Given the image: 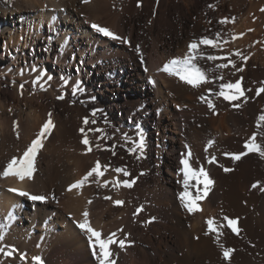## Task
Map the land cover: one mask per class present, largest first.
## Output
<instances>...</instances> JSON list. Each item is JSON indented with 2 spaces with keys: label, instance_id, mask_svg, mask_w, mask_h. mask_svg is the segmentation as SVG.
I'll return each mask as SVG.
<instances>
[{
  "label": "bare ground",
  "instance_id": "obj_1",
  "mask_svg": "<svg viewBox=\"0 0 264 264\" xmlns=\"http://www.w3.org/2000/svg\"><path fill=\"white\" fill-rule=\"evenodd\" d=\"M262 9L264 0H0V171L22 155L49 114L54 125L32 179L0 177V264H34L37 256L43 264H98L77 226L85 211L102 238L115 233L125 241L123 249L110 246L115 264H264V158L230 155L246 152L254 133L264 147V122L258 127L264 92L257 95L264 88ZM202 38L220 45L200 48L205 56L222 57L197 61L210 83L193 88L158 71ZM229 60L235 68H216ZM45 72L52 79L43 76L42 90L33 81ZM237 81L244 91L239 100L216 96L222 83ZM76 82L85 91L73 96ZM123 90L128 95L117 98ZM97 128L102 131H89ZM141 134L142 156L134 143ZM189 150L190 165L203 166L214 181L194 213L178 195L180 160ZM97 161L103 175L69 190ZM115 180L135 183L116 187ZM12 188L48 199L32 201ZM224 217L237 221L239 235ZM209 219L221 233L219 243ZM221 245L234 249L230 260Z\"/></svg>",
  "mask_w": 264,
  "mask_h": 264
},
{
  "label": "snow or ice",
  "instance_id": "obj_2",
  "mask_svg": "<svg viewBox=\"0 0 264 264\" xmlns=\"http://www.w3.org/2000/svg\"><path fill=\"white\" fill-rule=\"evenodd\" d=\"M85 3L88 2V0H84ZM209 7H212V5H209ZM264 10V9H262ZM234 21V18H233ZM221 23H225L226 20L220 21ZM92 28L95 29L96 32L102 34L105 37H109L112 40H119L121 43H127L126 38H123L116 33L112 32L108 28L102 27L97 24H92ZM218 35V34H217ZM201 45H207L211 46L212 48H219L220 45L217 43L216 40L209 39V38H202L199 41L193 40L188 46L187 51L184 53L183 56H177L174 58L169 59L166 63L163 64V66L158 69V71L166 73L169 76L178 77L181 81L184 83L192 86L193 88H198L203 84L210 83L211 81L208 79L207 73L199 66L198 60H204L207 59L208 61H216L218 59H222V57H218L216 55H207L205 56L204 52L200 50ZM137 51H139V48L137 47ZM239 55V53H237ZM141 62H143V54L140 56ZM229 64L232 65L233 68L236 67L235 62L229 60L228 63H220L216 65V68L223 69L227 68ZM35 71V69H33ZM215 70V69H212ZM145 71H147V68H145ZM237 71H243V69H237ZM22 74V73H21ZM43 76H47V73H43L42 75H38L36 79L33 81V84H39L40 88L42 90H46L44 87V84L40 83ZM51 76H47V80H51ZM218 79L223 80V76H219ZM242 79V78H241ZM64 86L69 85L70 81L68 79H63ZM20 88L23 89V84L20 85ZM85 90L81 85V82H76L71 89L72 95L75 96L77 93H83ZM260 92H264V88L259 89L257 92V95L260 94ZM216 96L222 97L225 101H235L239 100L240 97L244 96V91L241 89L240 81H237L235 83L232 82H226L222 83L220 85L219 91L216 93ZM57 99H64V96H58ZM92 100H95V97H91ZM208 106L211 109H215V105L209 101ZM236 107H239V105H236ZM96 111L94 110L92 112V116L95 117ZM51 114H49V120L43 125L41 131L37 134L36 138L31 142L30 145L27 146L26 150L22 153V155L18 157H13L11 160L8 161L6 167L2 171H0V177H8V176H15L19 178L21 181L24 179H32L33 173L35 171V159L37 157L38 152L43 147V139L47 137V135L50 134L51 129L54 127L51 121ZM93 124L96 123V121L93 119L91 121ZM264 122V114H261L258 117V127L260 124ZM83 123L87 125L89 123L88 118H84ZM80 131L83 133L84 129L81 128ZM89 131L93 132H100L101 129H89ZM19 133H17V136ZM83 143L88 144L89 141L87 139V136L85 135V139L83 140ZM136 145V148L140 149L141 156L143 155L144 150V138L143 135H140V139L138 142H134ZM213 144L212 141L209 142L208 147H211ZM97 147L99 148L100 145L97 144ZM136 148L130 149V151H135ZM244 148L247 150L246 152H242L240 154H230L232 155L233 160H240L243 155H247L248 153H257L262 158H264V147L261 146V144L257 143V135L254 133L252 137L249 139L248 142L245 143ZM207 150V149H206ZM88 151H91V148L89 147ZM229 155V154H226ZM192 156L191 151L189 150L187 155L180 160V164L182 167L179 169V172L182 173L183 179V191L180 192L179 199L182 202V206L187 209L188 212L194 213L196 211H200L198 201L202 199L203 196L207 195V191L209 190V186H211L214 181L209 178L208 173L205 171L203 166H201L198 169H194L190 165V158ZM139 158V157H138ZM215 161V157H212L208 162L212 163ZM108 166H104V171H107ZM101 164L99 161L96 162L95 167H93L80 181H78L76 184H73L70 186L71 190L72 188H77L82 185H84L86 182H88L89 177H92L93 174L96 175V177H100L103 175V172L100 171ZM230 169H225V171H229ZM115 171L117 173H124V175H130L126 169L123 168H116ZM191 181H195V184L190 183ZM114 186H125V187H132V185L135 183V181H119L115 180L112 182ZM203 184V192L200 189L199 185ZM108 185V182L105 181L104 186L106 187ZM253 187H257V185H253ZM190 188H194L196 191V195L193 196L192 192L190 191ZM264 190V189H262ZM9 191L17 193L19 196L22 197H28L32 201H41L45 202L47 201L48 197L40 194H30L27 191L19 190V189H9ZM52 199H55L53 196ZM106 199H110V197H106ZM116 204H123V201H115ZM14 214V213H13ZM83 221L77 222V226L85 233L87 236L88 242L90 244V247L92 249V255L95 257L98 264H115V260L111 257L113 256V253L111 252V245L117 244L121 249L125 247V241L120 240L117 241L114 239L116 236L115 233L110 234L107 236V238H102V233L100 231L95 230L90 225V221L88 219L89 213L87 211L83 212ZM11 218V215H10ZM224 220L227 221V227L231 228L232 232L239 235V230L237 228V221L233 219H229L228 217H224ZM207 224L209 225V230L217 232V242L219 243V236L221 233H219L218 228H213V220L209 219L207 221ZM225 225H220V227H224ZM207 234V233H206ZM3 239V236H0V240ZM223 248V245H221ZM234 251V249L231 248H223V256L226 260H230L231 254ZM0 252H4V249L0 248ZM6 255L11 256V252L5 253ZM34 264H43V260L41 257H33Z\"/></svg>",
  "mask_w": 264,
  "mask_h": 264
},
{
  "label": "rangeland",
  "instance_id": "obj_3",
  "mask_svg": "<svg viewBox=\"0 0 264 264\" xmlns=\"http://www.w3.org/2000/svg\"><path fill=\"white\" fill-rule=\"evenodd\" d=\"M0 44L3 45V41H1ZM126 95H128V94L126 93ZM126 95L124 94V90H123L122 92H119L116 97L120 99V97L123 96V98H124V96H126ZM107 116H108V114H107ZM152 118H153V116H152Z\"/></svg>",
  "mask_w": 264,
  "mask_h": 264
}]
</instances>
